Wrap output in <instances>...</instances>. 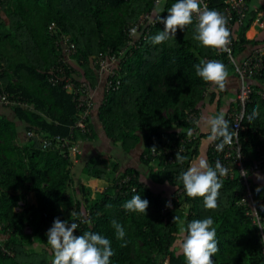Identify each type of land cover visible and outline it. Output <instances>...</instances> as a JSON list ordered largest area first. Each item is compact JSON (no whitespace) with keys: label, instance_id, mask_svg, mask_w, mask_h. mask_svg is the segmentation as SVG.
Instances as JSON below:
<instances>
[{"label":"trees","instance_id":"obj_1","mask_svg":"<svg viewBox=\"0 0 264 264\" xmlns=\"http://www.w3.org/2000/svg\"><path fill=\"white\" fill-rule=\"evenodd\" d=\"M219 1L212 0V5H220ZM176 2L164 1L162 9L167 16ZM155 7L154 0H0V66L6 88L15 99L14 103L0 101L15 114L10 118L7 110L0 111V264H52L54 256L46 233L56 218L69 221V226L77 222L74 235L92 231L109 239L114 252L110 264H186L174 216L185 226L193 220L213 219L219 248L212 257L213 264H264V228L258 226L264 224V209L258 210L261 223L254 221L251 203L241 201L245 191L239 174L220 178L223 183L215 209H206L203 197H188L179 179L199 155L201 137L210 134L201 131L191 141H181L188 136V129L194 134L197 125L201 128L189 118L191 109L199 110L201 116V102H214V117L236 103L238 92L237 86L234 100L226 102L225 90L196 75L194 65L209 61L206 56L220 59L226 71L233 64L222 50L206 48L194 39V20L162 44L153 45L150 40L164 30L160 22L150 25L147 37L136 40L137 46L132 45L131 53L119 60L120 84L105 89L98 106L95 101L97 128L93 112L87 115L85 128L76 125L81 113L74 94L63 79L55 84L50 81L51 76L60 74L52 66L62 51L61 32L76 43L72 57L79 64L77 69L71 64L65 75L79 80L78 69L83 70L94 87L97 75L91 58L126 44L127 25ZM256 11L253 9L233 30L236 56L247 44L252 45L249 53L237 56L238 60L264 43V37L246 36ZM248 81L255 89L246 104L245 128L240 134L243 151L252 158L259 134L264 133V99L257 92L264 88V67ZM257 107L259 116L250 123L248 116ZM17 119L24 124L22 133ZM72 126V143L79 139L99 142L103 132L124 152L141 145L142 166H147V171L124 165L115 154H92L81 171L103 179L104 184H78L69 149L65 156L58 145L43 147L44 138L56 133L68 135ZM154 147L161 154L153 155ZM212 150L209 144L211 167ZM178 152L185 157L183 163L166 161L169 154L177 158ZM128 175L130 179L123 180ZM250 177L253 191L264 206L263 179H257V173ZM147 178L172 190H158ZM31 192L33 201L27 198ZM135 195L149 201L146 213L128 212L122 207ZM21 198L25 201L22 208L15 209ZM169 201L171 207L167 206ZM82 220H90L91 225ZM112 220L124 226V240L117 239ZM125 241L126 246H122Z\"/></svg>","mask_w":264,"mask_h":264},{"label":"clouds","instance_id":"obj_2","mask_svg":"<svg viewBox=\"0 0 264 264\" xmlns=\"http://www.w3.org/2000/svg\"><path fill=\"white\" fill-rule=\"evenodd\" d=\"M161 8L159 0L154 9V17L157 22L165 25L164 30L150 37L153 45L162 44L171 36H175L177 30H184L186 26L192 24L193 15L196 14L198 23L194 39L199 41L206 48L225 50L229 44L230 32L226 27V19L215 10H208L207 7L201 10L200 0H177L168 9V16H160ZM130 35L137 36L135 28L130 30ZM196 75L205 82L210 83L220 91L225 89V82L228 76L225 65L221 62L201 60L194 65ZM259 116L258 107L254 108L252 114L248 116L251 123ZM210 135V143L216 144L218 152L223 151L226 145H231L234 139L235 130L230 131V124L225 119V113L221 111L214 117L204 118ZM182 132V129H179ZM189 137L193 135V130L188 129L186 133ZM238 138V137H237ZM185 157L180 152L177 153L176 160L183 163ZM228 169L223 167L219 160L215 162V168L211 167L205 158H200L198 163L182 172L179 179L183 183L186 195L190 198L203 197L206 209H215L219 190L222 188V180L219 177L227 175ZM219 174V175H218ZM261 176L257 173V179ZM260 191V188H257ZM149 201L142 199L140 195L133 196L126 201L122 207L133 213H146ZM171 207V202L167 204ZM110 207V205H109ZM91 225L90 220H82ZM174 223L179 226L180 249L186 259V264H213L212 257L219 251L216 239V229L212 227L214 221L211 217L202 220H193L185 226L180 217L174 216ZM117 239L124 240L126 231L116 220L111 221ZM264 228V224H258ZM78 228L77 222L54 220L51 228L48 229L47 244L53 253L52 264H110V257L114 252L110 245V240L99 233L86 231L82 235H74ZM264 243V239H262ZM122 246H126L125 244Z\"/></svg>","mask_w":264,"mask_h":264},{"label":"built area","instance_id":"obj_3","mask_svg":"<svg viewBox=\"0 0 264 264\" xmlns=\"http://www.w3.org/2000/svg\"><path fill=\"white\" fill-rule=\"evenodd\" d=\"M163 1L164 0H159L160 8H162ZM219 2L220 5H212V0H200V7L201 10H204L205 7H207L208 10H215L226 19V27L230 32V42L226 49L222 51L226 54L228 62L233 64V70L239 78V84L236 103L225 111V118L231 120L230 131H236L234 132L233 143L231 145H226L223 151L220 152L216 151V144L220 142L219 140L209 143L213 148L212 167L214 169L215 162L219 160L222 166L228 169L227 175L219 178H234L237 173L239 174V180L242 182V184H244L245 191L244 196L241 197V201L246 204H249V202L251 203L250 206L253 209V212L251 211V213L254 215V221L261 223V216L258 213V210L264 209V206H262L261 199L256 197L255 192L253 191L250 175L253 173H264V133L259 134L258 142L255 145L256 155L252 158L247 156L243 151L240 133L245 128L243 119L245 118L246 114V104L251 99V95L255 89L248 80L260 73L261 69L264 67V43L255 47L252 53L247 55L246 58L238 60L234 51V40L232 38V33L234 28L237 25L242 24L245 21V18L248 17L250 12L255 8L257 9L256 17L252 23L260 27H264V6L260 7L255 5L253 0H220ZM261 3H264L263 0ZM154 4L157 5V0H154ZM154 9L144 11L142 14H140L136 21L127 25L126 44L122 45L118 50L110 49L106 54L101 53L95 58H91L92 64L98 68L100 74L103 76L100 79H103L104 90L110 88L111 86H118L120 84L121 79L117 74L118 68L120 69L119 60L131 53L132 45L133 47L137 46V39L140 37H147L148 32H150L151 24L157 23L153 14ZM160 16L163 18L167 17L166 13L162 9ZM193 20L196 24L198 23L196 14L193 15ZM160 24L165 27L163 23ZM50 27L53 28L54 24H51ZM133 28L136 29L138 34L137 36L130 35V30ZM60 40L62 43V51L52 66V68L60 72V74L57 76H51L50 81L55 84L63 79L62 81L64 86L74 94L73 97L76 100V105L80 109L81 117L77 120L76 125L85 128V119L87 115L93 112L95 106L93 87L86 78L75 80L73 76L71 77L65 75L66 71L71 69L70 61L73 58V54L77 50V46L76 43L69 38V35L64 32H61ZM205 59L218 62L220 60L210 56H206ZM3 72V67L0 66V101L3 103H14V95L8 91L2 78ZM257 92L261 98L264 99V88H261ZM189 118H192V120L198 124L200 121L199 110L196 111L191 109L189 112ZM199 132L200 129L197 125L196 132L190 137L187 136L182 138L181 141L186 139L191 141L193 138H196ZM32 133L33 132L31 130L28 131L29 135H32ZM73 133L74 129L72 126L68 135L56 133L51 138H44L43 147L58 145L59 148H61L64 152L65 156L67 155V149H69V155L74 157L78 149L77 143H72ZM193 145L194 142L192 143V146ZM160 152L162 151L159 149L157 150L155 147L152 148L153 155L161 154ZM166 161L174 162L176 161V157L173 154H169V157H167ZM130 177L131 176L128 175L126 178H123V180L126 179L127 181L130 179ZM26 228L29 230L28 226ZM7 251L10 252L9 249H7Z\"/></svg>","mask_w":264,"mask_h":264},{"label":"crops","instance_id":"obj_4","mask_svg":"<svg viewBox=\"0 0 264 264\" xmlns=\"http://www.w3.org/2000/svg\"><path fill=\"white\" fill-rule=\"evenodd\" d=\"M165 1V0H164ZM164 1L162 2V6L164 4ZM255 5H259L261 3L262 0H253ZM264 2V0H263ZM264 4V3H263ZM162 9V8H161ZM163 10V9H162ZM165 12V11H164ZM1 13L3 15H5L6 19L7 16L5 14V12L2 10ZM166 13V12H165ZM140 16V15H139ZM138 16V17H139ZM137 17V18H138ZM137 20V19H136ZM135 20V21H136ZM8 22V20H7ZM256 24H251L250 27L247 29L246 31V36L248 38H253L255 36H260V37H264V27H260L258 26V28L255 27ZM252 50V45L251 44H247L244 48V50L242 52H238L237 56L238 57H242L245 54L249 53ZM70 63L77 69V66L79 65L78 62L75 61L74 58L71 59ZM95 67V66H94ZM79 71L81 72V75L79 76V79H83L85 78L84 74H83V70H79L78 69V73ZM95 72L97 75V83L96 85L93 87V97L94 100L96 101V105L98 106L99 101L101 100V96L104 92V87H103V76L100 74L98 68L95 67ZM77 73V74H78ZM228 76L225 82V101H232L234 100V97L236 95V89L237 86L239 84V78L237 76V74L235 73V71L233 70V68H230L228 71ZM87 79V78H86ZM229 102V103H230ZM216 104L214 102H209L208 100H203L201 102V116H200V121H199V126L200 128V132H209L208 126L204 120L205 117H213V115L216 112ZM7 110V114L10 116V118H15V114L12 112L11 109H7V107H4L2 105H0V111H5ZM11 110V111H9ZM97 108L95 109V111H93L92 114V121L94 126L97 128L98 124V117H97ZM17 125H18V129L19 131L22 133L23 132V128H24V124L21 120L17 119ZM102 137L99 139V142H97L96 140H83L81 141L82 143H80V146H82L81 151L78 150V155L72 158V165H73V176L75 181L79 184V183H84L86 181H88L91 184H87V185H98V183H96V180L101 181L100 184H104V180L103 179H99V178H95V177H90V176H86L85 174H83V172L81 171L82 166L84 165L85 161L92 155V154H96V151L100 150L99 152H101L104 155L109 156L110 154H115L117 156H119V158L122 160L124 165H134V166H138L140 168H143V171L146 172V168L147 166H142L144 163L141 160L140 157V151L142 149L141 145L136 146V148H134L133 150H131L130 152H124L122 147L119 145H112V143L105 138L106 136L103 134V132L101 133ZM210 134H204L201 137V141H200V153L199 155H197V157L193 160L191 166L195 165L198 163L200 158H205L209 165H210V161L208 158V148H209V141H208V136ZM261 178L263 179L264 182V174H260ZM147 181L151 182L158 190H162L163 188H166L167 191H171L172 187L166 184H157L156 182H153L152 179H146ZM96 183V184H95ZM85 184V183H84ZM27 198L31 199L32 201L35 199L34 193L31 192L29 194V196H27ZM24 200L21 198L18 201V204L15 206V209H21L22 205L24 204ZM20 204V205H19ZM29 227V230H31V227L29 225H27Z\"/></svg>","mask_w":264,"mask_h":264},{"label":"rangeland","instance_id":"obj_5","mask_svg":"<svg viewBox=\"0 0 264 264\" xmlns=\"http://www.w3.org/2000/svg\"><path fill=\"white\" fill-rule=\"evenodd\" d=\"M256 28H258V25H256L255 26ZM81 141H83L82 139H79L78 141H77V149L79 150V151H81V148H82V146H80V143H82ZM100 150H98V151H96V154H99V153H101V152H99ZM102 155V154H101ZM96 183H98V185H102V184H100V182L101 181H99V180H96L95 181ZM85 184H91V183H89L88 181H86V182H84ZM95 183V184H96ZM92 186V185H91ZM97 185H94L93 187H96Z\"/></svg>","mask_w":264,"mask_h":264}]
</instances>
